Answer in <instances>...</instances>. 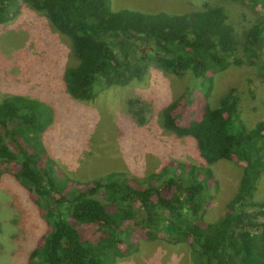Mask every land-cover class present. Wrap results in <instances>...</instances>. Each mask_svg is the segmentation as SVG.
<instances>
[{"label":"trees","instance_id":"16d2710c","mask_svg":"<svg viewBox=\"0 0 264 264\" xmlns=\"http://www.w3.org/2000/svg\"><path fill=\"white\" fill-rule=\"evenodd\" d=\"M109 1L0 0V24L17 15L20 2L43 12L71 41L78 64L64 79L69 95L79 101L93 100L97 86L122 87L141 78L151 62L175 76H189L187 93L198 90L205 100L199 117L181 122L175 101L163 111L164 126L176 137L191 139L204 164L238 165V188L211 223L203 220L211 179L204 168L164 164L140 178L111 172L80 189L59 175L43 144L52 107L8 97L0 101V181L11 176L46 222L26 264H113L125 255L124 245L132 247L130 237L137 230L149 241L163 234L172 245L187 243L193 264H264V202L253 200L264 173V120L247 126L231 92L218 106L208 102L212 75L232 64L253 66L264 79V0H239L257 16L241 35L222 6L144 13L112 11Z\"/></svg>","mask_w":264,"mask_h":264},{"label":"rangeland","instance_id":"374dc122","mask_svg":"<svg viewBox=\"0 0 264 264\" xmlns=\"http://www.w3.org/2000/svg\"><path fill=\"white\" fill-rule=\"evenodd\" d=\"M109 5L112 11L168 14L222 6L238 35L257 17L253 7L239 0H110ZM261 59L264 64V48ZM77 64L71 41L30 5L20 2L17 15L0 24V101L16 95L52 107L53 119L42 141L59 175L83 189L111 172L140 178L164 164L204 168L211 179L203 220L216 221L236 194L241 168L230 162L204 164L191 139L176 137L165 128L163 111L175 101L181 122L199 117L205 100L198 90L187 93L192 87L189 76H175L151 62L141 78L122 87L97 86L93 100L79 101L69 95L64 79L66 70ZM212 80L208 101L212 107L231 92L239 99L247 126L264 120V79L253 66L232 64L213 74ZM132 100L139 104H129ZM96 197L105 203L100 195ZM32 200L11 176L0 181V264H26L29 252L40 243L46 222ZM253 200L264 202V173ZM159 236L149 241L135 231L132 247L124 245L125 255L113 264H193L187 243L172 245L163 234Z\"/></svg>","mask_w":264,"mask_h":264}]
</instances>
